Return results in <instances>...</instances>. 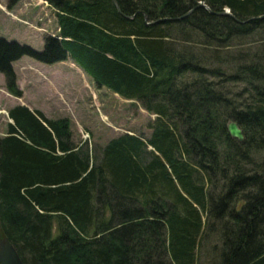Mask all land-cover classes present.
Returning <instances> with one entry per match:
<instances>
[{
    "label": "trees",
    "instance_id": "1",
    "mask_svg": "<svg viewBox=\"0 0 264 264\" xmlns=\"http://www.w3.org/2000/svg\"><path fill=\"white\" fill-rule=\"evenodd\" d=\"M47 1L41 48L0 36L8 91L15 59L70 55L154 117L93 147L67 116L8 108L0 230L24 264H264V0Z\"/></svg>",
    "mask_w": 264,
    "mask_h": 264
},
{
    "label": "rangeland",
    "instance_id": "2",
    "mask_svg": "<svg viewBox=\"0 0 264 264\" xmlns=\"http://www.w3.org/2000/svg\"><path fill=\"white\" fill-rule=\"evenodd\" d=\"M58 31L56 9L47 0H16L11 4L8 0H0V36L41 48L45 35L58 34ZM246 44L245 42L242 45ZM24 58L33 57L22 55L13 61L21 95L8 91L4 75L0 72V135L5 133L7 122L10 121L8 108L16 103H33L32 100H42L45 87L49 89L46 90L47 92L52 89L56 91L55 97L62 102L60 105L52 103L53 106L50 103L52 110L45 105L46 111L50 112L51 116L69 117L73 137L77 142L86 140L93 147L103 145L112 136L124 133V130L134 131L144 137L149 135L151 131L149 122L154 117V113L143 108L138 101L125 98L106 86L97 85L89 72H87V84L84 79L73 81V89L70 86L67 89L71 92L70 95L65 92L60 93L58 89L61 84L57 81L55 82L57 90H55V86L51 88L48 80L39 79L37 82L31 77L25 80L20 77L22 73L19 72L20 66L24 65L22 62ZM237 85L236 88L241 87ZM231 88L234 89L235 86L232 84ZM215 191H218V188H215ZM242 202L243 200H239L235 207L239 209ZM212 245L213 243H210L207 248ZM209 258L203 252L198 264H210Z\"/></svg>",
    "mask_w": 264,
    "mask_h": 264
},
{
    "label": "crops",
    "instance_id": "3",
    "mask_svg": "<svg viewBox=\"0 0 264 264\" xmlns=\"http://www.w3.org/2000/svg\"><path fill=\"white\" fill-rule=\"evenodd\" d=\"M22 61V60H21ZM23 64L20 66L19 72L22 73V77L25 80H28L29 77H31L32 80H35L39 82V79L48 80L50 81L51 88L55 86V90H57V83L61 84V87L58 89L61 92H65L67 94H71L70 91L67 89L74 87V82L76 79H84V81L87 84V70H85L73 57L70 55L67 56V58L58 60L52 63H46L39 60H36L34 58H24ZM82 68H81V67ZM83 74V76H81ZM64 87V88H63ZM46 90H49L47 87H45ZM44 90V96H42V100H32L33 103H22L30 108H39L41 109L45 115L49 117H58L57 116H51L50 112H47L45 109V105H48V109L52 110V107L50 106V103L52 105L62 103L57 97H55V92L53 89L49 92ZM116 93V92H115ZM118 94V93H117ZM86 100H87V93L85 94ZM52 105V106H53ZM51 107V108H49ZM87 126V123H86ZM124 132L127 133H133L137 134L134 131L131 130H124ZM121 134V133H120ZM119 135V134H117ZM115 135V136H117ZM113 137V136H112ZM110 139V138H109ZM108 139V140H109ZM107 140V141H108ZM106 141V142H107Z\"/></svg>",
    "mask_w": 264,
    "mask_h": 264
},
{
    "label": "water",
    "instance_id": "4",
    "mask_svg": "<svg viewBox=\"0 0 264 264\" xmlns=\"http://www.w3.org/2000/svg\"><path fill=\"white\" fill-rule=\"evenodd\" d=\"M113 1L117 5L116 0ZM217 13H229V10L224 9L217 11ZM10 121H12L11 118ZM226 126L231 136L237 138L240 141L244 138L243 131L235 120L227 121ZM0 264H24L13 244L5 236L0 237Z\"/></svg>",
    "mask_w": 264,
    "mask_h": 264
},
{
    "label": "bare ground",
    "instance_id": "5",
    "mask_svg": "<svg viewBox=\"0 0 264 264\" xmlns=\"http://www.w3.org/2000/svg\"><path fill=\"white\" fill-rule=\"evenodd\" d=\"M162 20V19H161ZM151 113V112H150ZM241 127V126H240ZM244 133V132H243ZM233 137V136H232ZM235 140V139H234Z\"/></svg>",
    "mask_w": 264,
    "mask_h": 264
}]
</instances>
